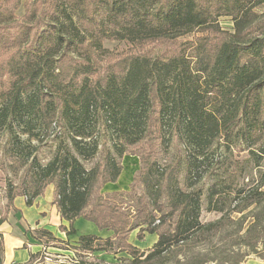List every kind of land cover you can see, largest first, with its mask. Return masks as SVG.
<instances>
[{"label": "trees", "instance_id": "obj_1", "mask_svg": "<svg viewBox=\"0 0 264 264\" xmlns=\"http://www.w3.org/2000/svg\"><path fill=\"white\" fill-rule=\"evenodd\" d=\"M263 2L107 0L113 37L130 41L143 36L172 38L196 28L200 34L190 44V53L182 49L162 58L134 54L118 70L104 76L93 77L88 67L60 53L63 45L81 43L69 15L68 23L59 24L45 36L48 39L43 40V48L19 50L9 61L3 58L0 78L6 75L11 81L0 88V125L9 132L7 153L12 162L26 169L21 191L13 185L8 188V205L15 197L25 196V205L31 206L52 184V203L59 217L68 222L67 227L58 226L60 231L74 235L73 221L81 217L99 230L111 232L106 238L79 234L72 249L83 257L78 255L76 264H97L88 258L96 252L128 254L129 258L115 264H164L171 253L187 246L190 250L199 242L209 245L212 257L202 258L200 252L191 251L176 262L238 264L240 260L232 262L223 257V250L210 244L215 234L231 224L237 236L234 244L242 243L252 253L257 245L264 246V179L254 183L250 178L237 184L243 167L228 174L226 170L223 181L217 177L209 186L208 207L219 214L212 221L199 219L200 191L179 187L177 161L160 168L143 153L139 159L144 167L138 178L143 195L135 199L133 220L128 212L110 205V200L93 196L99 178L103 185L116 182L122 171L121 158L150 134L167 148L173 142L184 148V179L190 186L204 176L201 167L212 148L221 145L231 153L242 145L248 155L264 156V23L252 31V24L264 15H258L254 8ZM218 9L233 15L231 31H221L215 21ZM29 36L27 28L0 35V51L21 44ZM12 124L20 130L19 136ZM51 129L66 131L67 137L51 158L40 163L31 153V142L40 132ZM97 154L102 163L84 167L81 161L92 160ZM228 200L231 202L225 210ZM5 221L0 216V224ZM132 230H136L138 240L144 234H154L156 239L151 247L139 250L128 241ZM31 232L37 239L55 238L46 229ZM34 258L31 254L27 262L13 264H32ZM2 260L0 234V264Z\"/></svg>", "mask_w": 264, "mask_h": 264}, {"label": "rangeland", "instance_id": "obj_2", "mask_svg": "<svg viewBox=\"0 0 264 264\" xmlns=\"http://www.w3.org/2000/svg\"><path fill=\"white\" fill-rule=\"evenodd\" d=\"M82 1L84 0H0V35L15 32L21 28H27L30 31L28 40L19 45L9 46L8 50L3 53L0 51V61H3V58L9 61L11 56L17 57L19 50L21 52L26 50L37 51L43 48V40L48 39L45 36L55 30L59 24L68 23L67 15L71 17L72 23L78 29V41H81V43L73 46L63 45L60 53L71 58L74 63L83 64V66L88 67L90 72H94L93 77L96 74L104 76L112 70H118L128 57L138 53L161 58L182 49H185L186 53H190V44L200 34L199 29L196 28L192 32L172 38L159 37L156 39L143 36L141 39L130 41L129 38L113 37L111 30L114 24L107 11L105 4L107 0H85L80 5L77 3H81ZM254 11L258 15L264 14V2L256 6ZM218 12L220 14L214 15V19L220 26L221 31H231L233 27V15L225 14L221 9H218ZM149 13H152V8L149 9ZM260 23H264V15L256 19L255 23L252 24L253 32L256 31L255 29H257ZM57 55L59 53L54 56L55 60L58 58ZM86 55L90 56L89 60L85 58L87 57ZM3 70L4 64L0 65V73ZM2 79L0 78V88L4 87L5 84L7 86L11 81L6 75ZM5 127L0 125V216L7 220L9 217H13L11 215L16 209L14 207V200L8 205V188L13 185L15 190L19 192L21 189L20 181L24 178L26 169L24 166L16 165L12 162L11 157L8 155L9 132L5 130ZM12 127L15 135L19 136L20 130L16 124H12ZM98 130L101 132L100 126ZM20 137L23 140L25 139V136ZM66 137V131L59 132L56 129H51L44 133L40 132L38 138L31 142V153L40 163H45L60 148V141L66 140ZM134 153L139 155L135 156ZM140 153H143L145 156L149 155L148 160L153 159L160 168L177 161L179 164L177 171L179 187L186 191H191L192 189L200 191L201 205L199 219L202 222L212 221L219 217L216 211L210 210L208 207L207 193L209 186L216 182L215 179L217 177L223 181L222 173L224 174L226 170L228 174L233 169L239 170V167H243L242 176L238 177L237 184L245 183L250 178L254 183H258L264 179V156L261 158L257 155H248L246 150H242V145H238L230 153L220 145L208 151L207 161L201 167L204 176L193 186H190V182L184 179L185 166L183 158L186 154L184 148L176 142H173L170 148H167L159 140L156 141L153 135L150 134L141 144L133 147L129 154L121 158L122 171L116 182H108L103 185V179L100 177L95 184V194L93 196H102V201L105 200L104 198L110 200L112 203L110 205L114 204L113 206L118 207V209L128 212L132 220L134 217L133 206L135 205V199L137 196L143 195V185L138 179L139 175H141V168L144 167V162L139 159ZM238 161L240 163H236ZM241 161L245 162L240 166ZM81 162L86 168L94 166L97 162L102 163L100 154H97L92 160H82ZM244 175L247 178L244 179ZM17 197H22L25 202V196ZM40 197H42L41 205L43 207L49 206L50 209L47 208L48 211H52L49 215L50 220L54 219L53 213L57 212V208L52 203L54 199L53 185L48 184ZM162 202L167 206V199L165 197L162 198ZM229 202L231 201H227L225 210L228 209ZM232 217L236 218L238 214H232ZM233 228L231 224L222 233L215 234L210 244L213 247L218 246L220 250H223V257L230 259L232 262L240 260L238 264H264V246L257 245V248L254 249L256 252L252 253L250 252V247L242 243L234 244L237 236L234 234ZM27 231L31 236L32 230L28 229ZM52 235L54 237V234ZM110 236L111 234L107 236L100 235L99 237L106 238ZM38 238L41 245L39 251L35 253L37 261L49 262L50 259H54L50 255H53L52 252L56 248L71 249L73 247L72 241L68 237L65 240H60L58 237L49 239L46 236ZM155 239L156 236L154 234H144L142 240H138L136 238V230H132L128 235V241L139 250H146L151 247ZM189 249L188 246L181 247L175 253H171L169 256L171 258L166 259L164 264H178L176 260L183 257L184 252L187 255H191V251L200 252L202 258L212 257L214 254L211 251L208 252L209 245H206L204 242L195 243ZM78 255L83 257L81 254L68 251V258L62 261L76 264V259H79ZM89 258L93 259L91 262L97 264H115L118 262V259L129 258V256L126 252H117L115 254L95 253L94 257ZM127 263V261L123 262V264ZM206 264H219V262L209 261Z\"/></svg>", "mask_w": 264, "mask_h": 264}, {"label": "crops", "instance_id": "obj_3", "mask_svg": "<svg viewBox=\"0 0 264 264\" xmlns=\"http://www.w3.org/2000/svg\"><path fill=\"white\" fill-rule=\"evenodd\" d=\"M41 199L42 197L38 196L31 206H26L22 197L14 199L16 211L12 213L11 216L13 217L7 218L5 222L0 224L3 264L25 263L30 259L31 254H35L39 251L41 243L39 239L32 237V235L30 236L26 232L28 229H46L60 240H65L68 237L73 245H76L77 236L79 234H93L96 236H107L111 234L110 231L99 230L94 223L78 217L73 221V227L76 233L74 235H65L64 232L58 229V226L62 224L67 227L68 222L62 220L56 211V213H53L54 219L50 220L49 215L52 211H48L47 208H49V206L43 207V205H41ZM68 251L76 253L72 248H56L55 251L52 252L53 255H50L54 259H50L49 262H41L34 258L32 264H69L68 262L62 261L68 258ZM94 254L90 257H94Z\"/></svg>", "mask_w": 264, "mask_h": 264}]
</instances>
